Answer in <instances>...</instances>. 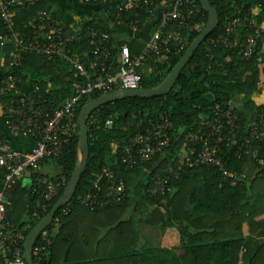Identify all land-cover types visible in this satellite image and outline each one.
<instances>
[{
  "label": "trees",
  "instance_id": "1",
  "mask_svg": "<svg viewBox=\"0 0 264 264\" xmlns=\"http://www.w3.org/2000/svg\"><path fill=\"white\" fill-rule=\"evenodd\" d=\"M210 3L219 15L220 23L206 41L227 36L225 19L244 17L253 8H257L255 15L264 25V0H210ZM108 8L112 10L109 19L113 25H117L116 16H120L125 23L139 21L142 25L139 31L150 17L148 9L144 7L122 12H118L115 6ZM200 11L182 28L186 42L184 52L179 56H166L158 64L151 62L150 67L155 69V73L142 74V89L160 86L206 27L209 15L202 4ZM14 12L16 27L23 29L40 12H52V7L41 0L32 6L16 8ZM55 14L60 20L63 19L62 12ZM157 25L158 22L153 18L146 26L153 33ZM65 26L66 33L75 39L74 47L84 53L89 51L84 40L86 29L100 28L113 33L111 26L98 21L78 20L72 27L68 24ZM0 29L3 30L1 26ZM238 35L244 42V36ZM230 39L234 42L236 36L232 35ZM206 41L194 54L171 91L152 98L120 100L92 114L97 125L90 133V156L86 169L71 203L61 208L56 215L59 222L49 228L53 244L46 252L43 264H185L183 259L189 255L193 264H264V230H259L252 239L245 237L253 223L256 229L264 226V163H255V178L249 177L237 186H232L230 181L223 182L221 174L215 169L189 168L179 164L180 155L184 156L182 147L188 143L186 133L182 136L179 133L183 129L193 132L202 129L205 120L212 119L215 106L226 107L229 103L238 105L242 119L240 136L257 113L264 109L252 99L254 94L260 92V86L264 85V55L245 60L238 55L237 50L220 45L214 51L215 60L209 63ZM117 45H127L133 55L141 53L146 46L137 39L131 43L118 42ZM9 51L0 67V76L13 75L33 88L39 87L42 97L39 103L49 116L72 96L73 84L82 83L80 77L76 78L74 70L60 59L28 55L17 68L11 64ZM7 69L8 72H5ZM103 95L96 93L83 100L77 109V116L85 105ZM154 112H164L170 116L176 142L164 156H157L145 166L129 170L121 164L114 165L116 174L125 180L127 187V198L121 205H107L104 209L94 210L80 205L82 196L94 192V182L102 169L119 160L123 146L131 136L145 129L143 124L146 118ZM110 118L114 119V124L106 128V121ZM27 140L18 138V141ZM224 158L229 170L243 171L245 162L235 158L234 148L227 149L225 146ZM78 159L79 137L76 135L65 146L62 154L52 160L56 175H65L67 185ZM169 167L173 173H170ZM154 175L168 178L169 185L165 192L150 197L148 190L152 188L151 178ZM2 176L0 172V179ZM26 180L30 182L29 187ZM259 182L262 184L257 188ZM37 186L33 176L18 181L5 191L8 200L6 218L16 227H26V237L51 212L66 189L63 188L53 200L46 214L36 215L35 206L40 199L34 195ZM2 188L0 184V190ZM65 209H69L67 215L62 214ZM209 215L217 216L219 221L205 227L203 220L206 221ZM152 227L161 234L155 248L148 240V244L143 243L144 231H157L151 230ZM56 229L58 231L55 233ZM202 230L206 232L202 233ZM208 230L213 234L209 235L211 241L206 244L208 234L205 233ZM219 231L224 232L223 235H219ZM171 246L181 249L180 253L171 251Z\"/></svg>",
  "mask_w": 264,
  "mask_h": 264
},
{
  "label": "built area",
  "instance_id": "2",
  "mask_svg": "<svg viewBox=\"0 0 264 264\" xmlns=\"http://www.w3.org/2000/svg\"><path fill=\"white\" fill-rule=\"evenodd\" d=\"M39 1L0 0V26L3 29H0V67L10 49L11 64L17 68L28 55L60 59L74 70L76 78L80 77L82 83L73 84L72 96L49 116L39 103L42 98L39 87L33 88L13 75L0 76V172L3 174L0 179L3 186L0 190V264H26V227H16L7 220L8 200L5 191L18 181L34 176L38 184L34 188V195L40 198L35 206L36 215L46 214L53 200L66 187L67 177L44 175L42 164L57 159L65 146L79 135L77 109L80 103L96 93L106 95L140 89L142 74L155 73V69L150 67L151 62L158 64L166 56H179L184 52L186 42L182 28L201 12L202 4L200 0H82L85 5L97 6L100 11H104L107 18L112 14L109 6H115L118 12L133 8L148 9L150 17L143 27L153 18L158 25L145 49L133 55L127 45H117L114 33L92 27L84 32L89 51L80 52L74 47L75 39L66 33L65 24L54 12H40L23 29L17 28L14 10L32 6ZM160 8L163 10L158 19L157 10ZM256 10L253 8L244 17L225 19L227 36L206 41L209 63L215 60L214 51L220 45L237 50L238 55L245 60L264 55V25L256 17ZM116 21L118 26L131 32L139 31L138 28L142 26L139 21L125 23L120 16H116ZM238 33L244 36V42ZM232 35L236 36L234 42L230 39ZM211 68L212 65L209 66ZM237 108L238 105L234 103L226 107L217 105L212 119L207 118L202 129L197 132L181 130L180 136L186 133L188 143L182 147L184 156L180 155L179 164L189 168L215 169L221 174L223 182L230 181L232 186L247 180L250 172L254 171V164L264 163V109L257 113L240 136L242 119ZM113 124L114 119L110 118L106 121V128H111ZM96 125L97 120L91 114L87 119L89 137ZM144 125L145 129L131 136L123 146L119 160L102 169L94 182V192L82 196L80 205L90 210L121 205L127 198V187L125 180L116 174L114 165L121 164L129 170L145 166L157 156H164L176 142L174 124L167 113L154 112L146 118ZM20 137L32 141L34 146L25 152L15 150L13 141ZM225 146L227 149L234 148L235 158L245 162L242 172L228 169L224 158ZM170 173H173L172 169ZM151 184L148 193L150 197H155L165 192L169 179L154 175ZM68 213L69 209L62 211L63 215ZM55 222H59L56 217L53 224ZM49 228L40 234L34 245V264H43L46 252L53 244Z\"/></svg>",
  "mask_w": 264,
  "mask_h": 264
},
{
  "label": "water",
  "instance_id": "3",
  "mask_svg": "<svg viewBox=\"0 0 264 264\" xmlns=\"http://www.w3.org/2000/svg\"><path fill=\"white\" fill-rule=\"evenodd\" d=\"M202 7L209 15V21L206 27L201 31L197 39L190 45L186 53L183 55L179 63L175 66L172 72L168 75L165 81L156 88L151 89H136V90H126V91H116L106 95H103L99 99L85 105L79 114V159L70 182L68 183L62 197L54 205L51 212L29 233L24 244V260L26 264H34L32 251L35 243L37 242L40 234L49 228L61 208L69 205L74 198L78 185L80 183L81 177L85 172L87 161L90 156L89 151V131L87 127V119L91 114L99 110L105 105L115 103L120 100L128 98H152L156 96H161L169 91H171L178 79L180 78L184 69L189 65L194 54L198 51L200 46L206 41L207 37L219 26L220 19L217 11L213 8L210 0H201ZM163 9L157 10V16L159 19L160 12Z\"/></svg>",
  "mask_w": 264,
  "mask_h": 264
},
{
  "label": "crops",
  "instance_id": "4",
  "mask_svg": "<svg viewBox=\"0 0 264 264\" xmlns=\"http://www.w3.org/2000/svg\"><path fill=\"white\" fill-rule=\"evenodd\" d=\"M45 2H47L51 7H52V12L56 13V12H62L63 13V23L64 24H68L69 26H74L75 23H77V21L79 20H86V21H98L102 24H106L108 26H111V30L113 31L114 35L116 36V40L120 43H131L133 40L137 39L140 40L142 42H144L145 44L150 40L152 32L151 30H149V27L145 26L142 30L137 31V32H131L129 30H127L126 28H124L123 26H118V25H113L111 23V21L109 20V18H107L102 12H100L101 9H99L97 6H88L85 5L82 0H44ZM2 58V55H0V60ZM252 99L254 100V102L258 105V106H264V85L260 86V92L256 93L253 95ZM34 146V143L30 140H27L26 142L24 141H18L14 140L13 141V147L15 150L21 151V152H25L30 150L32 147ZM47 164H52L54 165V163L52 161H48L44 166H47ZM171 167V165H170ZM169 167V171L170 168ZM45 168V167H44ZM50 172L48 171H44L45 174H47L48 176H55L57 174L56 172V168L55 165L51 166L50 168ZM44 170V169H43ZM249 177L251 179L255 178V172L253 173L252 171L249 174ZM262 182V181H261ZM257 183V188H260V183ZM25 183H27V186L29 187V181H25ZM262 184V183H261ZM246 217H249V215H246ZM219 221V218L215 215H209L207 220H203V225L206 227H208L209 224H215L216 222ZM256 224H252V226L250 227V230H248V232H246L245 237H249L250 239H252V237H254L255 235H257L259 233V230H264L261 229V227L264 226H260L259 228H255ZM202 226V227H204ZM157 230V228L152 227L151 230ZM150 230V229H149ZM158 231V232H157ZM155 232H148V230L144 231V239L143 243L144 244H148V241H150V244L153 248L157 247L159 244V239H160V232L159 230H157ZM206 232L205 230H202V233ZM219 235H223L224 232H218ZM206 235L207 238H205L206 244H208L211 241V237L209 235L212 236V231L208 230ZM177 241V240H175ZM251 241V240H250ZM173 244V243H172ZM171 251H173L174 253L179 254L181 249H174L170 248ZM246 251V250H245ZM205 252V251H204ZM201 263H202V259L200 258ZM183 262L185 264H193L192 258L191 256H187L184 257Z\"/></svg>",
  "mask_w": 264,
  "mask_h": 264
},
{
  "label": "rangeland",
  "instance_id": "5",
  "mask_svg": "<svg viewBox=\"0 0 264 264\" xmlns=\"http://www.w3.org/2000/svg\"><path fill=\"white\" fill-rule=\"evenodd\" d=\"M51 166H54V165H52V164H47V166H44L45 168H44V171L46 172V171H48V172H50V167ZM167 207V206H166Z\"/></svg>",
  "mask_w": 264,
  "mask_h": 264
}]
</instances>
